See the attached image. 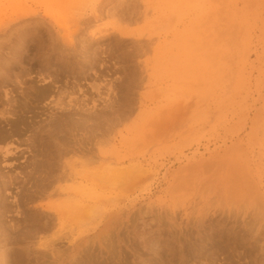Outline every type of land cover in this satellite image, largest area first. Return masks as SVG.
<instances>
[{
	"label": "rangeland",
	"instance_id": "rangeland-1",
	"mask_svg": "<svg viewBox=\"0 0 264 264\" xmlns=\"http://www.w3.org/2000/svg\"><path fill=\"white\" fill-rule=\"evenodd\" d=\"M255 6L244 0H0V132L9 136L0 142V180L12 183L0 195L6 235L0 264H257L264 259V4L257 8L259 17L242 22L245 7L250 13ZM160 17L165 22L157 21ZM174 31L183 36L176 54L184 66L173 69L169 80L167 61L156 64L155 56L144 54L146 45L130 42L156 44L168 37L169 54ZM219 36L222 46L206 56L198 58L190 48ZM83 59L91 62L83 66ZM234 59L233 68L225 65ZM65 60L68 65H61ZM227 77L232 80L223 83ZM63 110L71 112L73 124L63 123L60 130L68 133H59L60 140L48 138L49 122L54 117L63 122ZM54 141L68 150L63 171L75 179L66 177L54 184L55 193L38 195L46 167L41 164H47ZM34 162L35 172L30 171ZM18 185L24 189H15ZM52 203L64 204L66 211L51 208ZM40 206L59 212V220L54 215L50 226L23 242L24 234L35 231L40 216L33 214L34 222L32 213Z\"/></svg>",
	"mask_w": 264,
	"mask_h": 264
},
{
	"label": "bare ground",
	"instance_id": "bare-ground-1",
	"mask_svg": "<svg viewBox=\"0 0 264 264\" xmlns=\"http://www.w3.org/2000/svg\"><path fill=\"white\" fill-rule=\"evenodd\" d=\"M127 2V1H126ZM244 2L246 3V4H250V5H254V4H256V9H254V11H251L250 13H248V9H246V7H245V9L244 10H246V12L242 15V17H243V23H248V21H249V19H255L256 17H259V15H260V11H258L257 10V8H260V6L262 5V4H264V0H244ZM64 3V2H63ZM128 3V2H127ZM225 3V2H224ZM113 5V4H112ZM224 5V4H223ZM11 6H12V4H11ZM99 6V5H98ZM101 6V5H100ZM128 6V5H127ZM129 7L134 11V7L132 6H130L129 5ZM64 8V7H63ZM223 9H225V6H223L222 7ZM98 9V8H97ZM97 9H96V11H97ZM103 9V8H102ZM128 9V8H127ZM127 9H125V10H127ZM137 9V8H136ZM135 9V10H136ZM101 10V9H100ZM118 10V9H117ZM117 10H116V12H117ZM146 10V9H145ZM121 11L123 12V13H121V14H124V10L121 8ZM128 11L130 12V10L128 9ZM138 11H140V10H138ZM138 11H137V13H138ZM208 11V10H207ZM56 12V11H55ZM101 12V11H100ZM50 13V12H49ZM126 13V12H125ZM135 12H133L132 13V15L134 14ZM142 13H143V11H142ZM148 13H150V12H148ZM147 13V15H149ZM52 14V15H51ZM50 15L52 16V17H54L55 16V14L56 13H54V12H52ZM64 14V13H63ZM117 15H118V12L116 13ZM120 14V13H119ZM223 14H224V12L222 13V12H220V13H218V15L220 16V18H222L221 16H223ZM125 15V14H124ZM127 15L128 14H126V17H127ZM129 15H130V13H129ZM128 15V16H129ZM135 15V14H134ZM133 15V16H134ZM138 15V14H137ZM168 15V14H167ZM170 15V14H169ZM58 16V15H57ZM56 16V17H57ZM163 17V16H162ZM162 17H160V18H162ZM171 17V19H169V16L167 17V19H169V20H172V19H174L172 16H170ZM177 17L178 16H176V19H177ZM94 18V17H93ZM95 18H97V16H95ZM121 17H119V19H120ZM122 18H124V17H122ZM128 18V17H127ZM126 18V19H127ZM141 18V17H140ZM139 18V19H140ZM118 19V20H119ZM158 19V18H157ZM178 19H179V17H178ZM128 20V19H127ZM161 20H164L163 18L162 19H160V20H157V21H161ZM169 20H167V23H165V24H170V22H168ZM221 20V19H220ZM62 21V20H61ZM88 21H89V19H88ZM124 21H126L125 20V18H124ZM129 22L131 21V19L130 20H128ZM174 20H172V22H173ZM140 22V21H139ZM164 22H165V20H164ZM177 22V21H176ZM220 22V21H219ZM93 23V22H92ZM152 24H153V22H151ZM157 23V22H156ZM132 24V23H131ZM148 26H150V25H148ZM153 26V25H152ZM165 25H163V27H164ZM169 26V25H168ZM157 27V26H156ZM170 27V26H169ZM183 28V27H182ZM187 28H189V27H187ZM197 28H198V26H197ZM140 29V28H139ZM167 29V28H166ZM173 29V28H172ZM178 29V28H177ZM177 29H175V30H177ZM191 29V28H190ZM199 30L198 31H200L201 30V28H198ZM142 30L143 29H141V32H142ZM151 30V29H150ZM158 29H154V31H157ZM121 31V30H120ZM164 31V30H163ZM162 31V32H163ZM144 32H145V30H144ZM143 32V33H144ZM150 32V31H149ZM149 32H148V34H149ZM151 32H153V30H151ZM169 32V31H168ZM184 32V31H183ZM115 33V32H114ZM121 33V32H120ZM142 33V34H143ZM155 33V32H154ZM153 33V34H154ZM157 33V32H156ZM165 33V32H164ZM179 33L180 32H178V31H174V32H172L170 35H171V37H172V39L170 40L171 41V43H170V45H171V51H169L170 53L168 54V52H166L167 50V46H166V42H167V40H168V37H165L164 38V41L163 40H160L158 43H156L155 44V41H154V43H151L152 41H147V42H141V40H135V41H131L130 43H134V42H136V43H138V44H142V48H143V46H147V48L149 49H145L143 52H144V54L146 55V53H145V51H147V53L148 54H151L152 56H155V59H156V64L158 63V64H161L163 61H167L168 63H169V65H171V67H172V69L170 70V72L169 73H167V77L169 78V80H171L172 78H174V76H175V71L173 70V69H182V67L184 66H182L181 65V63H179V60H178V55L176 54V50H177V48H178V46L180 45V44H182L183 43V36H181V35H179ZM185 33V32H184ZM118 34V33H117ZM122 34V33H121ZM134 34V33H133ZM152 34V33H151ZM151 34L150 35H148V39L150 38V36H151ZM165 34H167V32L165 33ZM185 34H187V33H185ZM190 34V33H189ZM122 35H125L124 33L122 34ZM135 35V34H134ZM141 35V34H140ZM154 35H156V34H154ZM154 35H152V36H154ZM199 35V34H198ZM120 36V35H119ZM145 36V35H144ZM157 36V35H156ZM159 36V35H158ZM169 36V35H168ZM186 36V35H185ZM193 36H195L194 34H193ZM135 37V36H134ZM48 38V37H47ZM63 38H65V36L63 37ZM122 37H120V40L121 41H123L124 42V40L123 39H121ZM124 38V37H123ZM126 38V37H125ZM137 38V37H136ZM135 38V39H136ZM140 38V37H139ZM138 38V39H139ZM193 38V37H192ZM24 39V38H23ZM143 39V38H142ZM67 40V39H66ZM71 40V39H70ZM119 39H117V41H118ZM43 41V40H42ZM49 41V40H48ZM116 41V42H117ZM130 41V40H129ZM40 42V41H39ZM49 42H51V41H49ZM93 42V41H92ZM95 42V41H94ZM93 42V43H94ZM122 42V43H123ZM48 43V42H47ZM98 43V42H97ZM121 43V44H122ZM128 43V42H127ZM129 43V44H130ZM169 43V42H168ZM222 43H223V37L222 36H219V37H215V38H213V39H211L210 41H208V42H204V43H193V44H190V48L192 49V51L194 52L195 51V54L197 53L198 54V58L200 57H202V56H206L207 54H208V52L210 53L212 50H215L216 48H218L220 45L222 46ZM50 44V43H49ZM68 44V43H67ZM120 44V43H119ZM118 44V45H119ZM124 44H126L125 42H124ZM144 44V45H143ZM56 45V44H55ZM131 45V44H130ZM135 45V44H134ZM46 46H48V45H46ZM45 46V47H46ZM183 46V45H182ZM187 46V45H186ZM90 47V46H89ZM136 47V46H135ZM91 48V47H90ZM1 49V48H0ZM82 49V48H81ZM138 49V48H137ZM188 48H186V50H187ZM90 49H88L87 51H89ZM190 50V49H189ZM52 51H53V49H52ZM64 51V50H63ZM62 51V52H63ZM68 51V50H67ZM75 51V50H74ZM73 51V52H74ZM134 51H135V49H134ZM13 52V51H12ZM96 52V51H95ZM137 52H138V50H137ZM186 52V51H185ZM214 52V51H213ZM212 52V53H213ZM71 53V52H70ZM124 53V52H123ZM15 54V53H14ZM127 54H128V52H127ZM126 54V55H127ZM132 54V53H131ZM187 54V53H186ZM53 55V54H52ZM180 55H181V53H180ZM58 56V55H57ZM63 56V55H62ZM69 56V55H68ZM72 56V55H71ZM94 56V55H93ZM135 56V55H134ZM133 56V57H134ZM189 56H190V54H189ZM194 56V55H193ZM65 57V56H64ZM130 57H132V55H130ZM192 57V56H191ZM52 58V57H51ZM59 58H61L60 56H59ZM66 59V58H65ZM129 59V58H128ZM197 59V58H196ZM60 60H62V59H59V61ZM69 61H70V59H68ZM142 60V59H141ZM185 60V59H184ZM183 60V61H184ZM187 60V59H186ZM3 61H4V59H3ZM188 61V60H187ZM220 61V60H219ZM223 61V60H222ZM71 62V61H70ZM73 62V61H72ZM91 62V61H90ZM90 62H88L87 60H85V59H83L82 60V62H81V64H83V66L84 65H86L87 63H90ZM93 62V61H92ZM131 62V61H130ZM237 62H238V59H234V60H232V62H230V63H228L227 62V64L225 63V65L226 66H228V67H232L233 68V66H235L236 64H237ZM77 63V62H76ZM79 63V62H78ZM94 63V62H93ZM146 63V62H145ZM190 63V62H189ZM68 65V61H64V62H61V65ZM70 64V63H69ZM72 64V63H71ZM74 64V63H73ZM185 64V63H184ZM187 64V63H186ZM203 64V63H202ZM47 65V64H46ZM58 65V64H57ZM79 65V64H78ZM92 65V64H91ZM162 65V64H161ZM186 66V65H185ZM87 67H89L88 65H87ZM5 69V68H4ZM56 69V68H55ZM74 70V69H73ZM75 70H77V69H75ZM184 70V69H183ZM48 71H49V69H48ZM71 71V70H70ZM185 71V70H184ZM215 71V70H214ZM56 72V71H55ZM61 72V71H60ZM59 72V73H60ZM81 72H82V70H81ZM53 73V72H52ZM51 73V74H52ZM66 73V72H65ZM72 73V72H71ZM61 74V73H60ZM64 74V73H63ZM68 74V73H67ZM184 74V73H183ZM6 75V74H5ZM78 76V75H77ZM88 76V75H87ZM44 77H45V75H44ZM43 77V78H44ZM73 77V76H72ZM71 78V77H70ZM74 78V77H73ZM5 79V78H4ZM48 79V78H47ZM74 80V79H73ZM76 80H79V79H77V77H76ZM168 80V79H167ZM230 80H232V77H230V78H228L227 77V79H223V83H227V82H229ZM143 81V80H142ZM2 82H3V80H2ZM72 82V81H71ZM14 83V82H13ZM56 83V82H55ZM69 83V82H68ZM67 83V84H68ZM73 83V82H72ZM46 84V83H45ZM50 84V83H49ZM58 84V83H57ZM77 84V83H76ZM79 84V83H78ZM175 86H177V87H181L182 86V83L181 82H178V83H176V82H174L173 83ZM62 85V84H61ZM66 85V84H65ZM71 85V84H70ZM45 86V85H44ZM59 86V85H58ZM57 86V87H58ZM61 87V86H60ZM58 88V89H61V88ZM65 87V86H64ZM41 88V87H40ZM49 88V87H48ZM53 88H55V87H53ZM51 89V88H50ZM50 89H49V91H50ZM58 89H57V91H58ZM65 89H66V87H65ZM77 89V88H76ZM131 89V88H130ZM70 91H71V88H70ZM51 92H52V90H51ZM68 92V91H67ZM74 92V91H73ZM9 93H11V92H9ZM61 92H59V94H60ZM75 93V92H74ZM57 94V93H56ZM63 95H64V93H62ZM71 94V93H70ZM69 94V95H70ZM61 96V95H60ZM57 97V96H56ZM60 98V97H59ZM62 98V97H61ZM233 98V97H232ZM11 99V98H10ZM54 99V98H53ZM63 99V98H62ZM8 100V99H7ZM13 100H14V98H13ZM59 100V99H58ZM16 101V100H15ZM10 102H11V100H10ZM2 103V102H1ZM63 103H64V100H63ZM75 103V102H74ZM65 104V103H64ZM76 104V103H75ZM78 104H80V103H78ZM105 104V103H104ZM14 105H15V103H14ZM13 105V106H14ZM66 105H69L68 103L66 104ZM72 105H74L73 103H72ZM7 106V105H6ZM11 106H12V104H11ZM23 106V105H22ZM54 106V105H53ZM106 106V105H105ZM10 107V106H9ZM24 107H25V105H24ZM58 107V106H57ZM108 107V106H107ZM106 108V107H105ZM9 109V108H8ZM51 109V108H50ZM77 109V108H76ZM81 109V108H80ZM83 109V108H82ZM49 110V109H48ZM72 110V109H71ZM74 110V109H73ZM2 111V110H1ZM7 111V110H6ZM9 111H10V109H9ZM18 111V110H17ZM75 111V110H74ZM83 111V110H82ZM86 111V110H85ZM119 111V110H118ZM11 112H12V110H11ZM29 112H30V110H29ZM88 112V111H87ZM112 112V111H111ZM110 112V113H111ZM120 112V111H119ZM10 113V112H9ZM8 113V114H9ZM13 113V112H12ZM11 113V114H12ZM28 113V112H27ZM89 113V112H88ZM1 114V113H0ZM19 114V113H18ZM22 114V113H21ZM23 114H24V112H23ZM121 114V113H120ZM13 115V114H12ZM15 115V114H14ZM51 115V114H50ZM58 115V114H57ZM75 115H77V112L75 111ZM94 115V114H93ZM106 115V114H105ZM109 115V114H108ZM55 116V115H54ZM53 116V117H54ZM60 116L61 117H64V120H63V122H59L60 124H58V121L57 120H54V118H53V121L51 120L50 122H49V127H48V129L47 130H45V131H48V133H47V135H50V136H47L48 138L49 137H53L52 139H54V140H60V137H59V133H61V134H65L66 135V133H68V132H66V133H63V129L61 128V126L63 125V123H64V125L66 126V125H68L70 122H72V114H71V112H69L68 111V113H65V110H63V112L62 113H60ZM81 116H82V113H81ZM83 116H85V115H83ZM104 116V115H103ZM111 116V115H110ZM115 116H116V114H115ZM115 116H113V117H115ZM124 116V115H123ZM15 117H16V115H15ZM57 117V116H56ZM87 117V116H86ZM112 117V118H113ZM1 118H3V117H1ZM88 118V117H87ZM108 118V117H107ZM118 118V117H117ZM84 120H85V118H83ZM82 119V120H83ZM94 119V118H93ZM92 119V120H93ZM99 119V118H98ZM25 121H26V119H24ZM47 120V119H46ZM78 120H80V119H78ZM88 119H86V121H87ZM89 120H91V119H89ZM101 120V119H100ZM100 120H98L97 122H99ZM106 120H109V119H106ZM81 121V120H80ZM16 122V121H15ZM35 122V121H34ZM74 122H76V121H74ZM83 122V121H82ZM31 123V122H30ZM87 123H89V122H87ZM9 124V123H8ZM39 124H42V123H39ZM72 124H73V122H72ZM76 124V123H75ZM77 124H79V123H77ZM95 124V122L93 123V125ZM96 124H98V123H96ZM100 124V123H99ZM107 124V123H106ZM34 125V124H33ZM43 125V124H42ZM46 125V124H45ZM44 125V126H45ZM90 125V124H89ZM11 126V125H10ZM12 126H14V125H12ZM36 126V125H35ZM76 126V125H75ZM82 126V125H81ZM84 126V125H83ZM91 126V125H90ZM98 126V125H97ZM8 127V126H7ZM18 127V126H17ZM39 127V126H38ZM94 127V126H93ZM92 127V128H93ZM100 127V126H99ZM104 127V126H103ZM33 128V127H32ZM40 128V127H39ZM58 128H59V131H57L58 130ZM67 128V127H66ZM79 128V127H78ZM82 128V127H81ZM80 128V129H81ZM6 129V128H5ZM14 129H15V127H14ZM60 129H62V130H60ZM69 129V128H68ZM90 129V128H89ZM70 130V129H69ZM68 130V131H69ZM77 130V129H76ZM18 131V130H17ZM20 131V130H19ZM29 131V130H28ZM38 131H41V130H38ZM44 131V130H43ZM55 131H57L56 133H54ZM65 131H66V129H65ZM70 131H73L72 129L70 130ZM14 132V131H13ZM16 132V131H15ZM8 133V132H7ZM12 133V132H11ZM11 133H10V135H11ZM39 133V132H38ZM71 133V132H70ZM69 133V134H70ZM68 134V135H69ZM30 135V134H29ZM67 135V136H68ZM32 137V136H31ZM69 137V136H68ZM80 137V136H79ZM46 138V137H45ZM47 138V139H48ZM50 138V140L52 141V139ZM92 138V137H91ZM8 139H9V136L8 135H6V133L5 134H3L2 132H0V142L1 141H8ZM17 139V138H16ZM35 139V138H34ZM71 139V138H70ZM81 139V138H80ZM80 139H78L77 138V140L79 141ZM30 140H31V138H30ZM45 140V139H44ZM75 140V139H74ZM76 140V141H77ZM13 141V140H12ZM16 141V140H15ZM18 141V140H17ZM62 141H63V139H62ZM65 141V140H64ZM75 141V142H76ZM83 141V140H82ZM91 141H92V139H91ZM90 141V142H91ZM100 141V140H99ZM32 142V141H31ZM60 142V141H59ZM66 142V141H65ZM13 143V142H12ZM34 143V142H33ZM51 143H53V145H52V148H51V150H49V152H47L48 153V161H46V160H43L42 161V159H41V162H44V161H46V163L47 164H41V162H39V164H41V165H46V167H44L45 168V172L44 171H42V172H44V174H45V176L44 177H42V180L40 181V183L41 184H39L40 185V187L38 188L39 189V191H38V195L41 193V194H45L49 189H53V192L55 193V191H57V189H54L55 187H54V184L55 183H57V182H59L60 180H64L66 177H69V178H71V179H75V175L73 174V173H68L67 175H66V171L64 172L63 171V168H64V162H62V158H63V155H68V150L67 149H64V145L62 146V145H58V143H55V141L54 142H51ZM70 143V142H69ZM40 144V143H39ZM66 144V143H65ZM68 144V143H67ZM71 144V143H70ZM78 144V142L76 143V145ZM93 144V143H92ZM100 144V143H99ZM49 145V144H48ZM80 145H81V142H80ZM86 145H88V144H86ZM3 146V145H2ZM38 146V145H37ZM62 146V147H61ZM67 146V145H66ZM5 147H6V144H5ZM39 147V146H38ZM44 148H45V146H44ZM84 149L86 148V147H83ZM9 149V148H8ZM7 148H4V154H8V153H10V151L8 150ZM33 149H35L34 147H33ZM65 150H67V151H65ZM80 150H81V148H80ZM83 150V149H82ZM81 150V151H82ZM95 150V149H94ZM41 151V150H40ZM48 151V150H47ZM71 152H72V149L70 150ZM69 151V152H70ZM85 151V150H84ZM83 151V152H84ZM75 152H77V151H75ZM88 152V151H87ZM14 153V152H13ZM86 153V152H85ZM15 154V153H14ZM37 154V153H36ZM47 155V154H46ZM45 155V156H46ZM37 156V155H36ZM72 157L74 156V155H71ZM35 157V156H34ZM31 158V157H30ZM38 158V157H37ZM43 158V157H42ZM78 158V157H77ZM69 159V158H68ZM31 160V159H30ZM32 160H33V158H32ZM70 160V159H69ZM37 161V160H36ZM38 161H40V160H38ZM81 161V160H80ZM86 161V160H85ZM82 162V161H81ZM81 162L79 163V164H81ZM92 162H95V161H92ZM97 162V161H96ZM95 162V163H96ZM78 163V162H77ZM89 163H90V161H89ZM29 164V163H28ZM68 164V163H67ZM72 164V163H71ZM92 164V163H91ZM69 165V164H68ZM72 165H74V164H72ZM78 165V164H77ZM27 166V165H26ZM33 166H35V167H32V169H30V171H34L35 172V168H37V164L34 162V165ZM42 166V167H43ZM69 166H71V165H69ZM86 166H87V164H86ZM90 166V165H89ZM10 167V166H9ZM25 167V166H24ZM29 167V166H28ZM40 167V166H39ZM72 167V166H71ZM43 168V169H44ZM73 168V167H72ZM74 170H75V167L73 168ZM101 169V168H100ZM102 169H103V167H102ZM115 169V168H114ZM129 169V168H128ZM40 170V169H39ZM65 170V169H64ZM96 170V169H95ZM131 170V169H130ZM130 170H129V172H130ZM29 171V172H30ZM38 171V170H37ZM98 171V170H97ZM108 171V170H107ZM110 171V173L111 174H113V171L112 170H109ZM121 171V170H120ZM132 171V170H131ZM82 172V171H81ZM80 171H79V174L81 173ZM85 172H87L88 173V171H85ZM25 172H23V175L25 176V174H24ZM74 173H77L78 174V172H76V170L74 171ZM94 173H95V171H93V172H91V174H92V177L95 179V176H96V173H95V175H94ZM124 173V172H123ZM4 174V173H3ZM29 174H31V172L29 173ZM82 174V173H81ZM27 175V174H26ZM33 175V174H32ZM31 175V176H32ZM88 175L90 176V174L88 173ZM2 176V175H1ZM1 176H0V178H1ZM29 176V175H28ZM28 176H25V177H28ZM31 176H29V177H31ZM37 176V175H36ZM5 177V176H4ZM16 177V176H15ZM23 178V177H22ZM18 179V178H17ZM24 179V178H23ZM26 179V178H25ZM33 179H36V178H33ZM32 179V180H33ZM116 179V178H115ZM13 180H14V178H13ZM11 181H12V179H11ZM98 181V180H97ZM0 182H1V180H0ZM13 182V181H12ZM17 182V181H16ZM19 182V181H18ZM22 182V181H21ZM24 182V181H23ZM38 182V181H37ZM83 182V181H82ZM101 182H103V181H101ZM20 183V182H19ZM62 183V182H61ZM60 183V184H61ZM10 184H12L11 182H9V181H7V182H5V181H3V182H1L0 183V195L1 194H3V193H5L6 191H7V188H8V186L10 185ZM17 184V183H16ZM22 184V183H21ZM31 184H32V182H31ZM60 184H59V186H60ZM33 185H35V184H33ZM111 185V184H110ZM59 186H57V187H59ZM68 187V186H64V185H61V187ZM34 187V186H33ZM60 187V189H62ZM71 187V186H70ZM24 189L23 188V185H21V188L19 187V185H18V187H16L15 186V189ZM28 188V187H27ZM32 188V186L30 187V189ZM66 188H63L64 190L66 189ZM33 189V188H32ZM62 189V190H63ZM68 189H70V188H68ZM35 190V189H34ZM33 190V191H34ZM73 190H77V189H73ZM23 191V190H22ZM25 191V190H24ZM74 192V191H73ZM78 192H82V191H78ZM35 193V192H34ZM21 194V193H20ZM37 194V193H36ZM81 194V193H80ZM91 194H92V192H91ZM30 195V194H29ZM83 195V194H82ZM5 196V195H4ZM22 196V195H21ZM20 196V197H21ZM27 196V195H26ZM7 197V196H6ZM28 197V196H27ZM26 197V198H27ZM34 197V196H33ZM24 198V197H23ZM22 199V198H21ZM28 199V198H27ZM29 199H31V198H29ZM29 199L27 200V201H29ZM3 200V199H2ZM18 200V199H17ZM21 201V200H20ZM27 201L26 202H22V203H24L25 205H28L29 203H27ZM66 201H68L67 199H66ZM0 202H2V201H0ZM62 202V201H61ZM65 201H63L62 203H64ZM72 202V201H71ZM53 204V203H52ZM54 206H50V205H48V206H50L51 208H53V207H55V205H56V207H58L59 206V208H57L58 210L60 209V210H62V212H64V211H66L63 207L65 206L64 204H63V206H62V208L64 209V211H63V209L62 208H60V204L59 205H57V204H53ZM67 205V204H66ZM73 205V204H72ZM1 204H0V208H1ZM67 206H70L69 208H71V207H73V206H71V204L70 205H67ZM25 207V206H24ZM91 207V206H90ZM2 208H4L3 206H2ZM6 208V207H5ZM68 208V209H69ZM93 208V206L90 208V209H92ZM89 209V208H88ZM96 209V208H95ZM98 210V209H97ZM26 211V210H25ZM30 210L28 209V212H29ZM68 211V210H67ZM3 212V211H2ZM92 212V211H91ZM30 213V212H29ZM86 213H87V211H86ZM4 214V213H3ZM33 214H37L38 216H40L39 217V219L40 220H38V223H36L35 224V226H36V228H34V232H32L31 234V236H30V234L29 233H27V234H22L23 235V237L22 238H24L23 239V242H24V240H26V239H28V238H31L32 236L34 237L35 236V234L37 233V231H40V232H43L44 230L43 229H45V228H47L48 226H50V224L52 223L51 222V219L53 218V216L55 215V214H51V213H49V211H48V208H47V206H40V208H37V209H35L34 210V213H32V215ZM89 214V213H88ZM92 214L94 215L95 213H93L92 212ZM1 211H0V242H2V239H3V235H5V230L3 229V226H5V225H3V222L1 221ZM22 215V214H21ZM31 215V216H32ZM35 215H33V217L35 218L34 219V222L36 221L37 222V217L35 216ZM59 215H60V213L58 212H56V215H55V217H57L55 220H59ZM86 215V214H85ZM72 216V215H71ZM3 217V216H2ZM88 217V216H87ZM91 218V217H90ZM25 219V218H24ZM72 219V218H71ZM28 220V219H27ZM45 220V221H44ZM54 220V219H53ZM52 220V221H53ZM73 220V219H72ZM75 220V219H74ZM73 220V221H74ZM80 220V219H79ZM221 220V219H220ZM220 220H218V221H220ZM4 221V220H3ZM29 221V220H28ZM27 221V222H28ZM33 221V220H32ZM23 222H25V221H23ZM26 222V223H27ZM33 222V223H34ZM81 222V221H80ZM203 222L204 221H202V225H203ZM209 222V221H208ZM215 222V221H214ZM216 222H217V220H216ZM79 223V222H78ZM159 223V222H158ZM220 223V222H219ZM218 222H217V224H219ZM224 223V222H223ZM222 223V224H223ZM210 224H211V221H210ZM213 224V223H212ZM28 225V224H27ZM33 225V224H32ZM32 225H30V226H32ZM78 225V224H77ZM202 225H199V227H202ZM220 225V224H219ZM23 226V225H22ZM34 226V225H33ZM52 226V225H51ZM80 226V225H79ZM206 226V225H205ZM212 226V225H211ZM170 227V226H169ZM199 227H197L196 226V229H198L199 230ZM25 228H29V227H26L25 226ZM31 228H33V227H30V230H32ZM173 228V227H172ZM212 228H213V226H212ZM19 229V228H18ZM41 229L43 230V231H41ZM218 229V228H217ZM222 229V228H221ZM2 230H3V232H2ZM228 228H225V229H222L220 232L221 233H225V234H227L228 233ZM19 231V230H18ZM18 231H16V232H18ZM26 231H29V229L28 230H26ZM193 231V230H192ZM229 231H231V230H229ZM233 231V230H232ZM19 232H22V231H19ZM185 232V231H184ZM187 232V231H186ZM198 232V231H197ZM4 233V234H3ZM7 233H9V232H7ZM34 233V234H33ZM39 233V232H38ZM3 234V235H2ZM17 234V233H16ZM37 235V234H36ZM173 235V234H172ZM185 235H187V233L185 234ZM197 235H198V233H197ZM200 235V234H199ZM198 235V236H199ZM6 236V235H5ZM18 236V235H17ZM19 236H20V234H19ZM30 236V237H29ZM9 237H10V235H9ZM37 237V236H36ZM172 237V236H171ZM14 238H16V240L18 239L17 237H16V235L14 236ZM11 239V238H10ZM34 239V238H33ZM178 239V238H177ZM184 239V238H183ZM199 241V240H198ZM10 242V241H9ZM16 242V241H15ZM21 242V241H20ZM26 242V241H25ZM164 243V242H163ZM5 244V243H4ZM3 244V245H4ZM143 244V243H142ZM160 244V243H159ZM8 245V244H7ZM261 247V246H260ZM148 249V248H147ZM158 249H160V248H158ZM162 249V248H161ZM156 250V249H155ZM154 251V250H153ZM180 251V250H179ZM262 251H264V250H262ZM29 252V251H28ZM159 252V251H158ZM171 252V251H170ZM31 254V253H30ZM46 254V253H45ZM54 254H55V252H54ZM21 255V254H20ZM29 255V254H28ZM49 255V254H48ZM55 255H57V253L55 254ZM262 256H264V255H262ZM40 257V256H39ZM41 258V257H40ZM57 258V257H56ZM36 260V259H35ZM40 260V259H39ZM253 260V259H252ZM262 262V260H264V259H258V263L260 262V261ZM37 261V260H36ZM45 261V260H44ZM74 261V260H73ZM39 262V261H38ZM37 263V262H36ZM47 263V262H46ZM46 263H44V264H46ZM54 262H52L51 264H53ZM254 263V262H253ZM257 263V264H258ZM40 264H42V263H40ZM247 264V263H246ZM262 264V263H261Z\"/></svg>",
	"mask_w": 264,
	"mask_h": 264
}]
</instances>
